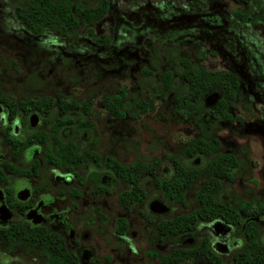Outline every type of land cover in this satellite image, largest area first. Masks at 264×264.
Wrapping results in <instances>:
<instances>
[{"label":"rangeland","instance_id":"obj_1","mask_svg":"<svg viewBox=\"0 0 264 264\" xmlns=\"http://www.w3.org/2000/svg\"><path fill=\"white\" fill-rule=\"evenodd\" d=\"M11 1L0 0V92H61L77 100L95 95L91 106L96 115L91 114L90 120L102 132V151L117 143L123 161L180 155V145L196 132L186 115L172 112L168 102H156L154 110L137 118H115L100 105L101 91L122 89L130 101L143 94L137 81L145 77L140 69L148 65L144 59L148 45L166 43L189 53L203 50L199 61L204 67L236 73L240 98L229 107L235 119L223 122L217 136L227 149L246 153L232 188L245 198L257 196L264 201V21L238 22L231 14L233 8L248 7L247 0H200L204 3L200 10L188 9L187 0H110L108 10L91 23L95 34L109 36L107 46L90 42L84 28L75 37L48 30L31 34L13 17ZM163 165L169 166L167 161ZM178 209L174 206L167 215ZM85 215L94 217L92 212ZM152 227L143 229L135 222L125 237L130 249L119 248L115 257L99 264H144L146 260L159 264L147 250L158 255L187 245L172 238L158 243ZM103 237H98L95 251L110 256L115 239L108 223Z\"/></svg>","mask_w":264,"mask_h":264},{"label":"flooded vegetation","instance_id":"obj_2","mask_svg":"<svg viewBox=\"0 0 264 264\" xmlns=\"http://www.w3.org/2000/svg\"><path fill=\"white\" fill-rule=\"evenodd\" d=\"M61 94L0 92V264H39V227L57 233L65 247L74 251L78 264H99L101 259L108 261L110 257H115L119 248L130 249L125 237L128 238L135 222L143 229L152 225L158 243L171 238L187 242V245L174 248L183 250L204 243L210 254L222 264H232L233 253L244 241L242 228L247 221L255 223L257 241L264 244V201L257 196L245 198L243 193L232 188V182L241 172V162L245 161L246 153L244 156L235 149L223 146L217 136L223 122L219 129L216 128L215 134L219 150L232 153L237 164L229 176L214 174L219 188L212 195L213 202H200L199 188L205 178L199 176H195L183 190L184 202L168 198L161 184L171 175L172 166L164 153L158 158L142 160L153 161V173L148 171L138 177V195L135 197L133 174L124 180L118 176L113 165L108 164L109 158L123 163L133 159L121 160L116 150L117 143H112L109 150L102 151L99 136L102 132L96 129L91 120L90 125L78 124L80 114L77 111L72 113L69 108L61 111L59 107L29 108L21 105L22 99L27 96L38 98L48 95L58 101ZM209 100L207 98V102ZM58 118L64 122L55 123ZM55 139L73 143L79 153L90 149L97 157L89 160L79 157L75 159L76 162L64 158L65 161L57 163L59 156ZM171 157L183 166L199 167L201 161L199 156L187 158L180 154ZM165 161L168 167L162 166ZM174 206L179 209L168 216ZM231 208L235 209L236 220L231 217ZM87 212H92L94 217L87 218ZM177 215L188 217L193 226L181 229L174 235H162L160 223ZM119 219L125 224L121 230L117 229ZM237 220L241 223L240 229L235 224ZM107 223L115 246L111 247L110 256H98L94 246L98 237L104 239L103 226ZM94 226H98L97 232ZM22 232L31 235L30 242L20 239ZM146 253L157 256L159 264H165L162 262L163 256L168 252L157 255L156 251L147 250ZM208 257L190 255L181 262L169 264H211ZM144 264L156 263L146 260Z\"/></svg>","mask_w":264,"mask_h":264},{"label":"trees","instance_id":"obj_3","mask_svg":"<svg viewBox=\"0 0 264 264\" xmlns=\"http://www.w3.org/2000/svg\"><path fill=\"white\" fill-rule=\"evenodd\" d=\"M247 1L248 7L233 8L232 16L238 22L264 21V0ZM109 3L110 0H13L10 6L13 17L31 34L39 35L48 30L75 37L79 30L84 28V35L90 42L96 46H107L111 43L109 36L106 33L95 34L91 23L108 10ZM186 6L188 9L200 10L204 3L200 0H187ZM148 47L144 54L148 65H143L140 69L145 77L137 81L138 86L143 87V94L135 95L130 101L124 98L122 89L116 92L101 91L99 103L109 115L117 117L137 118L154 110L156 102H168L172 112L186 115L188 121L196 127V134L181 145L180 154L187 158L199 156L200 165L199 167L183 166L177 159L166 154L171 162L172 173L161 184L162 190L168 198L184 202L183 190L189 186L195 176H199L205 178L199 188V197L202 199L200 202H213L212 195L219 188V181L214 174L220 177L229 176V172L237 164L232 153L219 150L215 134L220 123L235 119L229 107L240 98L238 76L229 69L204 67L199 61V58L205 55L203 50L189 53L177 50L175 45L166 46V43L159 47L150 44ZM148 85L150 88H147ZM214 94L216 99L213 103H208L207 98H212ZM94 96L89 94L77 100L70 95L68 100L62 93L58 101L48 95L38 98L27 96L22 99L21 105L29 108L59 107L61 111L69 108L72 113L77 111L80 114L78 124L90 125L92 122L89 116L93 113L91 105ZM63 122L62 118L55 120V123ZM55 142L59 156L57 163L65 161L64 158L76 162L75 159L79 157L87 160L97 157V154L90 149L79 153L73 143L68 144L59 139H55ZM108 164L113 165L118 176L124 180L133 174L135 197L138 195L136 183L138 177L148 171L153 173V161L135 159L123 163L109 158ZM230 213L236 220L235 209ZM238 221L235 224L237 229H240L241 223ZM117 225V229L121 230L125 224L119 219ZM159 226L161 234L169 236L178 233L181 229L192 227L193 222L184 215H177L165 219ZM257 233L255 223L247 221L242 228L244 241L233 253L232 264H264V244L257 241ZM20 237L23 242L31 240V235H27L26 232H22ZM37 240L39 264H78L74 251L65 247L57 233L46 227H39ZM196 254H201L203 257L209 255L211 264H222L216 256L210 254L204 243L189 249L174 248L163 256L162 262L165 264L181 262L184 258Z\"/></svg>","mask_w":264,"mask_h":264},{"label":"water","instance_id":"obj_4","mask_svg":"<svg viewBox=\"0 0 264 264\" xmlns=\"http://www.w3.org/2000/svg\"><path fill=\"white\" fill-rule=\"evenodd\" d=\"M216 99V95L214 94V96L212 98H210L208 103H213V101ZM33 116V115H32Z\"/></svg>","mask_w":264,"mask_h":264}]
</instances>
